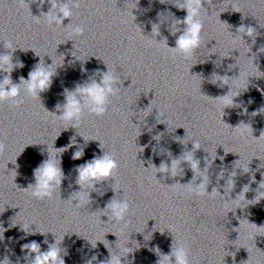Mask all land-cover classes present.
<instances>
[{"label":"clouds","instance_id":"clouds-1","mask_svg":"<svg viewBox=\"0 0 264 264\" xmlns=\"http://www.w3.org/2000/svg\"><path fill=\"white\" fill-rule=\"evenodd\" d=\"M17 2L20 5H23L25 3V0H17ZM38 2L41 6H43V4L45 3L51 5V10L44 15L47 20V23L50 26L53 24L57 26H63V21L65 19L71 20L73 14L72 7L79 6L78 0H68V2H58V0H38ZM205 2L206 0H183L182 3H178L176 5L178 9L186 10L187 15L183 20H177L171 29L172 34L175 35L176 33L180 32V28L177 27V25H185L182 34H180L176 39L175 47H168L166 39L160 42H157V40L155 39V41L157 43L162 42V46L167 48L170 52L174 54L182 55L185 59L191 58L193 54L200 48L201 45V34L203 32L204 25L199 17L201 15V9L204 8ZM262 2H264V0H262ZM207 3H211V0H207ZM53 9H57L58 11L53 12ZM66 27L74 36H81L84 33V28L81 26H73L71 23H69ZM242 29L244 30L242 33L246 32L249 36H252L255 32V29L251 27L247 29H245L244 27H240L239 31H241ZM158 35L159 26L153 25L152 36L156 37ZM4 46L5 48L11 51H14L16 49L11 41H5ZM53 65V59L52 64L49 66H45L43 61H41L34 68V70L29 72L28 79L20 77V83L14 84L11 79V73L15 67L22 68L23 64L17 62L14 65L12 63V57L10 54H0V71L7 73V75H5L2 80H0V102L8 100L18 106L22 102L18 99V97L21 96L22 89L28 97H31L33 99H40V93L48 90L51 86L52 77L55 75L56 72V67L54 68ZM96 75H99L101 77L99 82H97L95 78H92L84 84L77 85L76 88L72 91H69L68 89L64 90L65 103L63 105L57 104L56 106L58 110H62V115L57 116L54 114L56 118L62 121H66L69 123V126L76 128L81 123L85 111H87L89 114H94L97 117L103 116L107 112L109 98L111 96H115L118 92V88L116 87L118 77H116L108 67L106 72L97 71ZM215 79L222 80V82L225 84L228 83L227 76L215 77ZM231 93L232 90L229 91L226 95L216 98L217 100H221L223 102V109L225 107L233 105V98L237 95H232ZM204 97L208 98L207 96ZM262 111H264V109H262ZM241 125L246 124L240 123L239 126ZM239 126L233 129L239 128V133L241 135L247 133L246 128H241ZM68 128H66L65 130H67ZM262 137H264V132H262L260 138L257 140H260ZM71 143L74 144L75 140L73 139ZM192 143L194 149H199L201 147L200 142L198 140L192 141ZM70 146L71 144L69 145V147ZM5 148L6 146L4 142L0 140V153H3L5 151ZM55 149L59 152V155L67 150V148L65 147ZM225 153L228 152L225 151ZM83 155L84 153L82 149L77 150L72 158L80 159ZM57 157L58 156H52L49 154V159L42 162L34 170L35 184H30L27 189H23H30V195L32 198L37 200L52 199L57 188H60L62 179L64 178V173L62 171V168L60 167V161ZM183 160L185 162H190L191 167L195 172L196 170H200L199 162L194 160L193 155L191 153L186 154L183 157ZM179 163H181V161L173 160L170 165L161 163L159 168H157L155 165H150V167L155 173V176L157 173H169L171 176L174 177L177 173ZM118 166L119 165L116 158L113 155L104 152L102 156L96 157L77 168L78 178L76 182L81 187V189H84L85 187L92 188L94 187L96 182H101L108 180L109 178H114V173L116 172ZM241 169H243V171L245 172L249 170L248 165L247 167ZM233 175H235V173H233ZM199 179L201 180V182L199 184L196 183V187L195 189H193L195 195H220V192L215 188L211 192L207 191V187L209 185L207 170H204L202 172V175ZM233 187L234 182L231 178H229L225 191L227 189V192H231ZM260 187L264 188V181L260 183ZM247 191L248 187L245 186L243 192ZM75 196L77 198L73 199L72 203L74 200L77 201L75 203L77 207L88 205L90 202L88 192L81 190L77 192ZM258 197L259 199L264 198V192H260ZM106 209L110 213V215L106 214L109 217V221L113 220L116 222H122L125 220L127 214L130 211V204L127 198H124L122 200L113 198L107 204ZM4 231L5 229L0 228V239L3 238ZM38 232L40 234H45V232ZM113 234L116 236L115 233ZM63 237L64 236L60 237V239L56 237L55 243L49 244L48 250L44 252L41 251L40 244L35 241L23 245V250H27L29 254H35L34 259H31L29 264H65V260L61 256V248L59 247ZM105 241L107 240L104 239L102 242L109 249L111 257L108 261L101 262V264H121V257L126 256L129 252L132 251L130 248L126 247L122 254H113ZM45 243H47V240H45ZM95 245L96 242L95 244H93V246L95 247ZM155 251L159 257L157 264H173V258L174 264H190L188 248L184 244L177 242L175 239L171 246L170 254L161 253L158 246L156 247ZM95 259L96 257L92 258V260ZM0 264H11V262L8 260L7 257H5L2 261H0ZM88 264H92V261H89Z\"/></svg>","mask_w":264,"mask_h":264}]
</instances>
